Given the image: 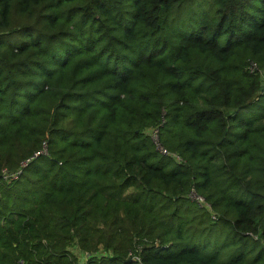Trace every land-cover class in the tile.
Segmentation results:
<instances>
[{
  "label": "trees",
  "instance_id": "trees-1",
  "mask_svg": "<svg viewBox=\"0 0 264 264\" xmlns=\"http://www.w3.org/2000/svg\"><path fill=\"white\" fill-rule=\"evenodd\" d=\"M249 62L264 0H0V264H264Z\"/></svg>",
  "mask_w": 264,
  "mask_h": 264
},
{
  "label": "built area",
  "instance_id": "built-area-1",
  "mask_svg": "<svg viewBox=\"0 0 264 264\" xmlns=\"http://www.w3.org/2000/svg\"><path fill=\"white\" fill-rule=\"evenodd\" d=\"M248 69H249L250 72H257L261 76L262 81L264 83V70L263 69L258 68L253 62H249ZM150 137H151L152 141L154 142L155 146L157 147V149L159 150V152L161 154H163L165 156H170L174 160H176L177 162H180L181 161V157L179 155H177L175 153L167 152L165 149H163L159 145V143H158V136H157V130L156 129H152L150 131ZM1 174H2V176L4 178H14L17 173H10L6 169H2L1 170ZM189 196H190L191 199H193L194 201H196L199 205H201V206H208V204L204 201V198L201 197V196H199V195H197L195 192H191L189 194Z\"/></svg>",
  "mask_w": 264,
  "mask_h": 264
},
{
  "label": "water",
  "instance_id": "water-1",
  "mask_svg": "<svg viewBox=\"0 0 264 264\" xmlns=\"http://www.w3.org/2000/svg\"><path fill=\"white\" fill-rule=\"evenodd\" d=\"M261 91H263V87L261 88Z\"/></svg>",
  "mask_w": 264,
  "mask_h": 264
}]
</instances>
